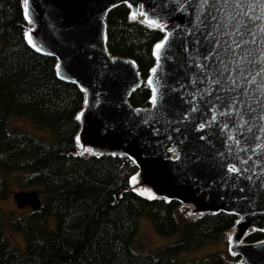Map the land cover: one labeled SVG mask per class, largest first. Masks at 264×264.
Masks as SVG:
<instances>
[{
	"label": "water",
	"instance_id": "water-1",
	"mask_svg": "<svg viewBox=\"0 0 264 264\" xmlns=\"http://www.w3.org/2000/svg\"><path fill=\"white\" fill-rule=\"evenodd\" d=\"M119 6L162 33L145 80L132 59L108 52L106 17ZM21 8L28 47L53 58L56 77L83 95L75 155L126 157L137 169L114 203L125 191L176 202L185 220L232 215L226 255L264 264V0H21ZM142 84L149 106L132 107ZM13 199L41 208L35 191ZM252 233L262 238L247 243Z\"/></svg>",
	"mask_w": 264,
	"mask_h": 264
},
{
	"label": "trees",
	"instance_id": "trees-1",
	"mask_svg": "<svg viewBox=\"0 0 264 264\" xmlns=\"http://www.w3.org/2000/svg\"><path fill=\"white\" fill-rule=\"evenodd\" d=\"M25 27L21 0H0V199L8 196L7 177L14 174L22 189L39 187L45 198L24 219L8 221L0 210V264H237L224 251L192 262L175 259L191 247L225 239L235 221L232 215L180 220L176 202L146 201L125 191L114 203L136 167L126 157L75 155L83 95L56 77L53 58L28 47ZM106 35L110 55L132 59L145 80L162 33L131 20L129 10L119 6L106 17ZM149 99L142 84L128 101L143 108ZM12 117L27 118L51 141L10 128ZM139 217L149 219L161 237L177 235L176 241L151 253L134 251ZM4 228L23 235V250L4 239ZM261 238L252 233L246 242Z\"/></svg>",
	"mask_w": 264,
	"mask_h": 264
},
{
	"label": "rangeland",
	"instance_id": "rangeland-1",
	"mask_svg": "<svg viewBox=\"0 0 264 264\" xmlns=\"http://www.w3.org/2000/svg\"><path fill=\"white\" fill-rule=\"evenodd\" d=\"M8 124L10 128H18L24 132L38 135L48 142L51 141L50 135L47 132L38 131L27 118L12 117L9 119ZM17 176L18 175L14 174L7 177L9 193L5 199H0V210L7 215L8 221L13 219H24L33 212L29 207L18 209L13 199L14 193L19 191H36L41 202H43L45 198V195L41 193L42 191L39 187L22 189L19 183L16 181ZM178 217L180 220L184 219L179 214ZM137 224L138 232L134 238L132 247L133 250L138 253H151L157 248L174 243L177 239V235L172 237H161L157 235L153 230L150 220L146 217H139L137 219ZM3 237L9 241L10 244L15 245L19 249L23 250L24 237L21 233H13L8 228H4ZM225 241L226 238L218 241L207 242L198 249H193L191 247L190 250L177 255L175 259L180 262H192L202 259L209 252H225Z\"/></svg>",
	"mask_w": 264,
	"mask_h": 264
},
{
	"label": "snow or ice",
	"instance_id": "snow-or-ice-1",
	"mask_svg": "<svg viewBox=\"0 0 264 264\" xmlns=\"http://www.w3.org/2000/svg\"><path fill=\"white\" fill-rule=\"evenodd\" d=\"M224 3H227V0H224ZM26 16H27V11H26ZM211 19L212 20H215L216 19V17L213 15V16H211ZM208 35H211V33H208ZM255 42V38H253V43ZM237 46H239V45H237ZM159 47V46H158ZM215 53V49H213L212 50V52H210L206 57H205V59H209L210 57H211V55L212 54H214ZM217 83H218V81H217ZM221 98L219 97V96H217V100H220ZM233 103H235V102H233ZM227 110L229 111V112H231V111H233L234 109L231 107V105H229L228 106V108H227ZM221 114L223 115L224 113L223 112H221ZM213 119H215V117H213ZM261 119H264V117H261ZM204 125H201V127H203ZM225 127H227V125H225ZM257 139H259V137H257ZM237 143H239V141H237ZM229 171H232V172H237L238 171V169L236 168V167H230L229 168Z\"/></svg>",
	"mask_w": 264,
	"mask_h": 264
}]
</instances>
